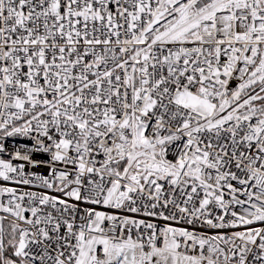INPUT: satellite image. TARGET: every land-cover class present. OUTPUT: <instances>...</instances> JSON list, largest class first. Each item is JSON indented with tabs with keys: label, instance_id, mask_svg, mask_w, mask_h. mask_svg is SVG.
Instances as JSON below:
<instances>
[{
	"label": "snow or ice",
	"instance_id": "6c2138e0",
	"mask_svg": "<svg viewBox=\"0 0 264 264\" xmlns=\"http://www.w3.org/2000/svg\"><path fill=\"white\" fill-rule=\"evenodd\" d=\"M0 264H264V0H0Z\"/></svg>",
	"mask_w": 264,
	"mask_h": 264
}]
</instances>
